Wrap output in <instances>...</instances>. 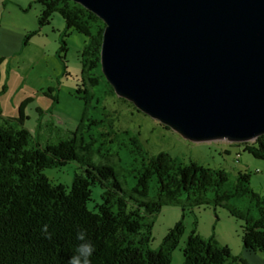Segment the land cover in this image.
Here are the masks:
<instances>
[{"label": "trees", "instance_id": "obj_1", "mask_svg": "<svg viewBox=\"0 0 264 264\" xmlns=\"http://www.w3.org/2000/svg\"><path fill=\"white\" fill-rule=\"evenodd\" d=\"M34 2L42 6L40 27L49 24L58 12L65 21L63 37L74 30L88 38L80 54L81 88L76 91L85 106L76 128L46 142L24 126L26 117L0 114V264H67L79 243L75 238L79 229L85 231L95 248L91 264H173V253L186 228L184 222L169 229L158 249L149 245L151 227L154 215L163 206L182 204L184 196L195 205L226 206L243 221V246L248 251L264 252V195L252 188L250 174L239 171L236 179H231L225 169L183 162L168 152L151 155L139 135L116 130L111 112L92 103L101 77L109 87L108 93L116 94L101 71L105 22L74 0ZM38 31L27 33L24 44ZM65 46L66 41L61 40L57 51L63 62ZM54 100L58 101V96ZM89 107L96 109L95 114L91 115ZM122 143L131 164L137 166L133 168L134 187L125 185L117 168L122 166ZM241 145L254 157L264 158V134L255 142ZM69 161L83 170L75 174L70 187L51 182L44 173ZM97 184L105 189L103 202L97 209H90L92 187ZM233 198L246 200L247 206H234L230 202ZM255 209L260 212L258 217L252 216ZM45 225L48 236L42 234ZM183 252L181 264L242 261L215 237L205 239L195 231L188 236Z\"/></svg>", "mask_w": 264, "mask_h": 264}, {"label": "water", "instance_id": "obj_2", "mask_svg": "<svg viewBox=\"0 0 264 264\" xmlns=\"http://www.w3.org/2000/svg\"><path fill=\"white\" fill-rule=\"evenodd\" d=\"M116 94L193 142L264 134V0H74Z\"/></svg>", "mask_w": 264, "mask_h": 264}, {"label": "rangeland", "instance_id": "obj_3", "mask_svg": "<svg viewBox=\"0 0 264 264\" xmlns=\"http://www.w3.org/2000/svg\"><path fill=\"white\" fill-rule=\"evenodd\" d=\"M7 1L8 9L2 15V23L30 24L33 22L41 28L38 23V16L41 14L40 9L42 6L39 3L34 2V0L28 4V0ZM18 1L27 4L26 9L20 11L15 4ZM43 26L47 29V32L40 30L38 35H31L28 39V59L26 63L29 67L28 71L32 72L28 76L32 78L34 83L46 85V80H49L54 86L59 87V90L61 89L59 91L60 102L57 108L63 117L69 115L73 118L74 129L82 119L85 106L84 100L79 98L76 91L81 88L79 86L81 84L80 54L88 38L74 30L65 32L67 34L63 37L62 33L66 30V26L63 16L58 12L51 18L50 24ZM61 40L66 41L64 62L57 53V49L61 46ZM57 77L58 80L56 81ZM95 91L93 105L105 106L107 111L111 112L110 117L114 118L113 126L116 130H129L131 134L139 135V139L148 149L149 154L153 155L160 151L168 152L183 162L192 161L210 168L225 169L231 179H236L239 171L248 172L252 188L264 195V158L254 157L250 152L244 150L241 143L222 139L209 142H193L183 137L173 128L163 125L159 120L139 111L129 101L122 100L116 94H109V87L102 77ZM97 98H100L99 102L96 100ZM89 108L91 115L95 114L96 109ZM100 112L104 116L103 110L99 109ZM97 115L99 114L97 113ZM37 118V113L32 112L31 118L26 121V126L34 134L39 135L40 131L36 132ZM95 132H97V129H95ZM126 148L124 143L119 147L120 157L122 158V161L119 162L122 166L117 168L125 180V185L134 187L136 172L133 171V168L135 169L137 166L136 163L131 164L132 158L126 153ZM119 162L118 164H120ZM82 171L78 163L69 161L60 167L47 168L44 173L50 178L51 182L70 187L75 174ZM104 191L105 189L99 184L92 187V195L88 203L90 209H97V205L103 202L101 195ZM182 199V204L174 203L163 206L161 211L154 215L153 226L151 227L152 240L149 243L151 249H158L169 229L182 220L186 228H184V235L179 246L173 253V264L183 262V249L192 231L205 239L215 237L220 245L227 246L233 256L242 259V261L238 260L235 264H264V252L248 251L243 246V221L235 218L226 206L195 205L188 196H184ZM230 202L239 208L247 206L244 199L233 198ZM252 214V216L258 217L260 212L255 209Z\"/></svg>", "mask_w": 264, "mask_h": 264}, {"label": "crops", "instance_id": "obj_4", "mask_svg": "<svg viewBox=\"0 0 264 264\" xmlns=\"http://www.w3.org/2000/svg\"><path fill=\"white\" fill-rule=\"evenodd\" d=\"M31 1L28 0L27 4ZM7 2V0H0V114L6 118L16 119L24 116L26 117L24 126L27 127L26 121L31 118L32 112H35L38 115L36 132L40 131L38 138L45 142L55 140L62 135V131L73 130V118L69 115L63 117L57 108L60 102L59 87L54 86L49 80H46V85L34 83L28 76L32 74L28 71L29 67L26 63L29 43L24 44L27 33L35 30L47 32V29L44 26L39 28L33 22L30 24L2 23V15L8 9ZM15 4L20 11L26 9L27 4L23 2L18 1ZM41 10L42 8L40 12ZM39 31L35 36L39 34ZM47 89L49 90L46 91ZM55 96H58V101L54 100ZM28 129L31 131L30 128Z\"/></svg>", "mask_w": 264, "mask_h": 264}, {"label": "clouds", "instance_id": "obj_5", "mask_svg": "<svg viewBox=\"0 0 264 264\" xmlns=\"http://www.w3.org/2000/svg\"><path fill=\"white\" fill-rule=\"evenodd\" d=\"M42 234L49 235L47 225L42 229ZM75 238L79 243L76 245L74 253L68 259L67 264H91V258L95 252L92 242L87 238L83 229L77 230Z\"/></svg>", "mask_w": 264, "mask_h": 264}, {"label": "built area", "instance_id": "obj_6", "mask_svg": "<svg viewBox=\"0 0 264 264\" xmlns=\"http://www.w3.org/2000/svg\"><path fill=\"white\" fill-rule=\"evenodd\" d=\"M257 140V139H256ZM255 142V141H254Z\"/></svg>", "mask_w": 264, "mask_h": 264}]
</instances>
